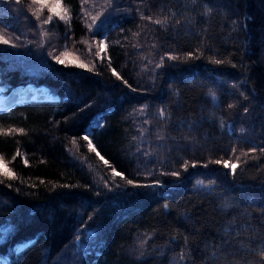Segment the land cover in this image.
<instances>
[{"label":"trees","instance_id":"1","mask_svg":"<svg viewBox=\"0 0 264 264\" xmlns=\"http://www.w3.org/2000/svg\"><path fill=\"white\" fill-rule=\"evenodd\" d=\"M0 37V96L48 94L0 108V264H264V0H0Z\"/></svg>","mask_w":264,"mask_h":264},{"label":"rangeland","instance_id":"2","mask_svg":"<svg viewBox=\"0 0 264 264\" xmlns=\"http://www.w3.org/2000/svg\"><path fill=\"white\" fill-rule=\"evenodd\" d=\"M48 94L44 91V89H35L31 86H27L24 90L18 93V96L14 97L12 94L8 96H0V108L9 106L12 103L23 100V99H30V98H46Z\"/></svg>","mask_w":264,"mask_h":264},{"label":"snow or ice","instance_id":"3","mask_svg":"<svg viewBox=\"0 0 264 264\" xmlns=\"http://www.w3.org/2000/svg\"><path fill=\"white\" fill-rule=\"evenodd\" d=\"M17 2H19V0H17ZM32 2L35 4V3H42L43 2V0H32ZM50 11H51V9H50ZM50 20H51V16L47 19V20H45L44 21V23H48V22H50ZM156 23H160V21H156ZM8 41L7 40H5V39H3V37H0V43H7ZM58 62H61V61H58ZM115 74V73H114ZM119 78V77H118ZM230 107H231V105H230ZM91 146V145H90ZM0 166H2L4 169H5V173L9 176V177H12L14 174L10 171V170H8L7 169V166L5 165V164H3V158L2 157H0ZM227 166V165H226ZM232 167H233V169L236 167L235 165H232ZM116 174H118V173H116ZM128 183H132V181H128Z\"/></svg>","mask_w":264,"mask_h":264}]
</instances>
